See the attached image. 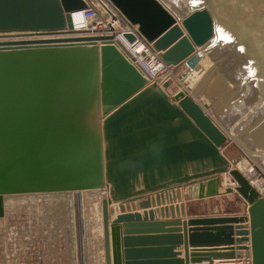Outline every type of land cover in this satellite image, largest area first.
Masks as SVG:
<instances>
[{
  "label": "water",
  "instance_id": "obj_1",
  "mask_svg": "<svg viewBox=\"0 0 264 264\" xmlns=\"http://www.w3.org/2000/svg\"><path fill=\"white\" fill-rule=\"evenodd\" d=\"M110 1L159 52L162 63L151 71L115 34L59 38L75 32L71 12L87 0H0V34L55 35L0 41V218L9 196L104 189V264H183L174 248L186 240L215 247L197 250L205 256L240 257L235 249L249 250L251 264H264V197L223 152L232 137L264 170V149L235 131L264 103V0ZM223 42L234 62L217 75ZM206 57L214 66L205 77L216 74L206 91L211 102L201 105L185 89L170 96L174 79L167 74L178 70L185 78ZM240 71L263 89L224 131L206 110L220 102L228 118L243 105L232 100L242 88L236 83L234 91L229 82ZM223 173L235 187L222 186ZM182 186H190V198L195 191L198 198L238 192L248 213L182 222L154 220L151 210L144 219L129 213L110 220L112 202H121L122 212L130 201L141 207L171 202ZM179 208L184 214V203L160 212L173 216ZM180 222L183 234L173 227ZM188 224L198 226L188 230Z\"/></svg>",
  "mask_w": 264,
  "mask_h": 264
},
{
  "label": "rangeland",
  "instance_id": "obj_2",
  "mask_svg": "<svg viewBox=\"0 0 264 264\" xmlns=\"http://www.w3.org/2000/svg\"><path fill=\"white\" fill-rule=\"evenodd\" d=\"M41 35L32 32L0 34V40ZM221 45L225 46L227 51L222 56V71L216 70L217 75L228 73L234 62L228 59L231 46L225 42ZM211 66H214V63L209 65ZM178 74L180 75V72ZM216 74L209 73L208 77L203 75L194 87V94L198 91L197 96L209 102L206 94L210 87L208 82ZM236 75L235 82L229 81L230 85L235 91L237 83L242 91L232 100L240 98L243 105L237 111L230 112L228 118L222 116L220 102H216L215 108L208 109L218 122H223L224 128L235 123L256 102L263 89L257 86L256 78L248 79L244 71ZM198 84L199 89L196 87ZM176 88L174 86V89ZM224 114H227L225 110ZM235 131L250 146L264 149V103L251 116L237 123ZM223 150L234 164L246 155L231 141L224 144ZM228 180L227 186H236L231 175H228ZM93 192H67L58 194L60 196L56 193H41L28 198L20 196L12 199L6 206L5 217L0 218V264H104L101 197L99 192ZM224 198V208L227 212L247 211V204L238 192L224 194Z\"/></svg>",
  "mask_w": 264,
  "mask_h": 264
},
{
  "label": "crops",
  "instance_id": "obj_3",
  "mask_svg": "<svg viewBox=\"0 0 264 264\" xmlns=\"http://www.w3.org/2000/svg\"><path fill=\"white\" fill-rule=\"evenodd\" d=\"M210 64L211 63H208L207 65ZM180 67H181L180 70L183 69V66ZM208 68H206V70ZM206 70L204 71V73L206 72ZM166 90L170 94V96H173V94L177 92L176 89H174V84L169 86L168 89ZM225 155L232 161V159L227 154ZM190 192H191L190 186H182L180 188V193L178 194L176 199L173 198V201L169 202V200H167L166 198L165 200L166 202L162 201L161 204H154V205L151 204L149 207H141L139 204L140 201L138 200L126 202L124 203L125 210L123 212L119 208L121 202H112L109 205L110 209L112 210L110 214V220L112 221L116 219L118 215L129 214V213L132 214L139 213L142 219H144V213L145 212L149 213V211L151 210L154 211V220L170 221V220L179 219L182 220V222L187 221L189 218H193V217L243 214L239 212H227L224 208V201H225L224 195L207 197V198H198L197 192L195 191V197L190 198ZM181 203L185 204L184 214H182L181 208H179L178 210L176 209L174 211L173 216L171 212L164 215H162L160 212V209L162 207L169 206L171 204L173 206H179ZM148 220H150L149 215H148ZM182 222H180V225H173L174 229H180V231L183 230ZM197 226L198 225L191 226L188 224L186 229L189 230L190 228H195ZM171 227L172 226H167L166 228H171ZM180 233L183 234V231H181ZM235 237L237 236L235 235ZM243 245L250 247V241L244 242ZM233 246L236 247L237 245L234 244ZM205 248H215V247H209L203 242L192 243L190 242V240H186L181 242L180 244L175 245L174 250L175 252L178 253L177 258L181 259L183 261V264H246V261L250 259L247 257L249 250L239 251L235 249L234 252H241L242 256L240 257L238 256L221 257L215 255L205 256L204 254H207L208 252L197 251V250H203Z\"/></svg>",
  "mask_w": 264,
  "mask_h": 264
},
{
  "label": "built area",
  "instance_id": "obj_4",
  "mask_svg": "<svg viewBox=\"0 0 264 264\" xmlns=\"http://www.w3.org/2000/svg\"><path fill=\"white\" fill-rule=\"evenodd\" d=\"M71 16L73 30L84 31V37L115 34L148 70L151 71L152 67L162 63L159 52L153 49L151 43L141 35L138 26L126 21L125 17L110 0H87V6L72 11ZM121 20L126 21L123 26ZM125 33L133 34L134 41L129 42L124 36ZM58 35L64 34L59 33ZM51 36L55 35L42 34L41 37ZM254 166L255 173L253 177L254 179L259 178L260 186H262L264 185V170L256 164ZM254 187L264 197V188L260 190L257 185ZM246 264H251V259H248Z\"/></svg>",
  "mask_w": 264,
  "mask_h": 264
},
{
  "label": "bare ground",
  "instance_id": "obj_5",
  "mask_svg": "<svg viewBox=\"0 0 264 264\" xmlns=\"http://www.w3.org/2000/svg\"><path fill=\"white\" fill-rule=\"evenodd\" d=\"M17 33H8L7 35H15ZM42 36V35H41ZM41 36H34V37H23V38H9V39H3V40H0L2 42H5V41H16V40H21V39H25V38H43ZM76 36H85L84 35V31H75L73 33H69L67 35H64V36H59V38H72V37H76ZM208 60L210 61V59L208 57H206L204 59V61L202 62L201 64V70H194L193 72H191L187 77L185 78H182L180 77V75L178 74L177 72H173V71H170L167 76H171L173 79H174V86H176V91L178 92L179 90L181 89H185L186 91H188L189 93H191L192 95H194L196 97V100L201 104V105H204L205 103H210V102H207L205 101L204 99H201V97L197 96L194 94V87L195 85L198 83V81L201 80V78L203 77V74H204V71L206 70V68H208L209 65H207L208 63ZM212 63V62H211ZM156 67V66H154ZM152 67V69L154 68ZM181 68V67H180ZM164 70L163 71H160L159 74H163ZM171 91V90H170ZM206 112L218 123V125H220V127L226 131L222 125V123L218 122L212 115L211 113L209 112V110L207 109ZM229 142H234L236 143L239 148L245 152V156L243 157V159H241L239 162H237V164H235L234 166L236 168H238L240 171H242L246 176L250 177V180L251 182L253 183V186H256L257 187L259 186V189H263L264 188V185L260 186V181H259V178L258 179H254V173H255V164L258 165L260 167V162L259 160H257L258 158H255L253 155H251L236 139L232 138V137H229ZM264 143V142H263ZM261 168V167H260ZM228 173H223L221 176L222 180V185L223 186H227L229 184V180H228ZM84 191V190H82ZM97 191L100 193V197L102 196V193L105 192L106 190L104 189H97V190H94V192ZM67 192H78V191H67ZM67 192H58L56 193L57 195L60 194V193H67ZM93 192V193H94ZM92 193V194H93ZM96 193V192H95ZM41 194V193H39ZM63 195V194H61ZM67 195V194H66ZM70 195V194H68ZM89 195V194H87ZM86 195V196H87ZM99 195V194H98ZM21 196V198H28L30 196H36L35 194H24V195H15V196H9L8 198H6L5 200V206L8 205L9 202H12V199L14 198H19ZM60 196V195H58ZM74 196V195H73ZM51 197V196H50ZM67 197V196H66ZM98 198V196H96ZM100 201H101V198H100ZM113 206V205H112ZM101 210V209H100ZM247 211H245L246 213ZM248 213V212H247ZM101 216H102V212H101ZM101 219V218H100ZM102 224V223H101ZM102 227V226H101ZM102 236H103V231H102ZM103 238V237H102ZM103 244V243H102ZM103 255H104V252H103Z\"/></svg>",
  "mask_w": 264,
  "mask_h": 264
},
{
  "label": "snow or ice",
  "instance_id": "obj_6",
  "mask_svg": "<svg viewBox=\"0 0 264 264\" xmlns=\"http://www.w3.org/2000/svg\"><path fill=\"white\" fill-rule=\"evenodd\" d=\"M222 31H223L222 29L217 28V32L218 33H221ZM222 38L225 39V40H231V37L230 36H223Z\"/></svg>",
  "mask_w": 264,
  "mask_h": 264
}]
</instances>
